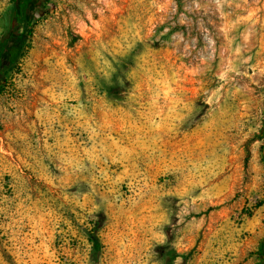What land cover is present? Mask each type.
I'll use <instances>...</instances> for the list:
<instances>
[{
	"label": "rangeland",
	"instance_id": "obj_1",
	"mask_svg": "<svg viewBox=\"0 0 264 264\" xmlns=\"http://www.w3.org/2000/svg\"><path fill=\"white\" fill-rule=\"evenodd\" d=\"M18 2L0 264H258L264 0H29L17 25Z\"/></svg>",
	"mask_w": 264,
	"mask_h": 264
},
{
	"label": "trees",
	"instance_id": "obj_2",
	"mask_svg": "<svg viewBox=\"0 0 264 264\" xmlns=\"http://www.w3.org/2000/svg\"><path fill=\"white\" fill-rule=\"evenodd\" d=\"M19 0L16 5L17 9V25L21 22L26 21L28 16L27 3L29 0ZM29 20L23 27L22 31H15L11 35L5 37L0 41V84L5 82V75L7 72L14 67L18 59L24 55L26 44L32 33V22ZM264 150V146L262 147ZM264 159V152H263ZM88 239L92 243L96 250L101 249V243L99 241V236H97L94 231L89 232ZM258 264H264V235L260 241L258 248Z\"/></svg>",
	"mask_w": 264,
	"mask_h": 264
}]
</instances>
